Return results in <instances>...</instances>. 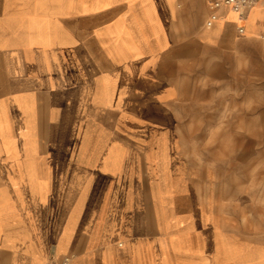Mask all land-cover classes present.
I'll return each mask as SVG.
<instances>
[{
  "label": "crops",
  "instance_id": "1",
  "mask_svg": "<svg viewBox=\"0 0 264 264\" xmlns=\"http://www.w3.org/2000/svg\"><path fill=\"white\" fill-rule=\"evenodd\" d=\"M135 1L105 8L110 17L79 31L70 56L50 38L40 66L28 67L39 87L34 93L46 98L51 116L47 135L28 129L0 144V264H60L64 258L69 264H225L231 257L227 243L240 238L235 219L232 231L210 220L197 192L202 184L193 180L192 114L184 120L189 134L159 133L150 143L130 133L128 76L131 115L140 113L136 98L145 84L140 68L128 74L127 44L129 32H145L156 76L165 62L170 80L186 81L171 82L168 91L184 96L186 112L193 93L187 81L198 71L203 78L208 64L219 78L244 79L248 95L261 79L259 114L251 105L243 110L245 125L264 127V0L244 19L227 9L212 12L209 0ZM119 45L123 50L116 52ZM237 94L227 108L232 118H225L224 103L208 110L213 126L240 128L245 92ZM240 149V133L233 131L215 161L222 184L232 176L239 186ZM208 169L207 161L200 175Z\"/></svg>",
  "mask_w": 264,
  "mask_h": 264
},
{
  "label": "rangeland",
  "instance_id": "2",
  "mask_svg": "<svg viewBox=\"0 0 264 264\" xmlns=\"http://www.w3.org/2000/svg\"><path fill=\"white\" fill-rule=\"evenodd\" d=\"M105 3L106 5L104 0H0L2 146L9 145L3 141H7L10 135L24 134L28 129L34 134H48L50 110H47L46 98L35 95V90L39 88L37 80L30 77L27 70L28 67L34 70L40 66V55L42 51L47 55L50 38L53 43L59 40L62 43L59 50L70 56L73 53L72 42L79 31L87 32L90 28H96L110 17L103 14L105 8L111 5L137 4L135 0H106ZM150 23H157L155 17H151ZM144 33L137 30L129 32L127 44L130 59L128 74L130 70L132 77L133 69L138 74L140 68L145 84L138 92V99L136 98L141 108L140 113L131 115L128 76L127 118L132 131L130 133L139 134L150 143L159 133L183 135L187 130L189 134L190 128L184 127V120L189 119L192 114L193 151L198 167L193 173V180L203 187L202 191H197L202 199L203 213L213 222L219 221L226 231H232L233 219L235 228H239L240 238L235 240V244L232 240L229 241L230 244L227 243L231 257L227 260L228 257L224 255L227 260L224 263L264 264V127L245 125L247 121L244 118L248 112L243 110V106L247 109L251 105L256 107V113L259 114L257 93L262 80L257 78L256 89H251V94L248 95L250 91L243 86L244 79L219 78L216 67L212 63L208 64L210 66H207L208 70L205 68L203 78L198 71L199 76L195 73L196 76L187 81L193 93L187 95L186 100L192 111L186 112L184 96H170L168 92L171 82L174 86H184L186 81L178 78L170 80L169 64L165 62L161 63V66H165L164 73L156 76L153 57L148 55L152 52V43L147 37H143ZM121 48L123 50L119 45L114 50L119 52ZM31 57H34L33 61L27 63L26 60ZM198 68L200 69L199 66H194V71ZM239 91L245 92L241 95V102L246 99L244 105L241 103L240 128L213 126L212 117L208 116L211 111L208 110L224 103L225 118H232V110L227 108L228 105L232 108L238 101ZM142 108H145V114ZM233 131L236 135L239 132L241 139L240 175L237 176L239 186L235 184V187L231 181L232 176L230 182L225 181L222 184L224 176L217 174L215 168V161L227 150V142ZM207 161L208 173L200 175V167ZM232 246H235L233 252Z\"/></svg>",
  "mask_w": 264,
  "mask_h": 264
},
{
  "label": "built area",
  "instance_id": "3",
  "mask_svg": "<svg viewBox=\"0 0 264 264\" xmlns=\"http://www.w3.org/2000/svg\"><path fill=\"white\" fill-rule=\"evenodd\" d=\"M263 0H209L208 7L212 12L222 9L235 14L239 19H244L248 10L253 8L257 3ZM242 32V28H238ZM45 264H56L53 260ZM60 264H69V258H64Z\"/></svg>",
  "mask_w": 264,
  "mask_h": 264
}]
</instances>
